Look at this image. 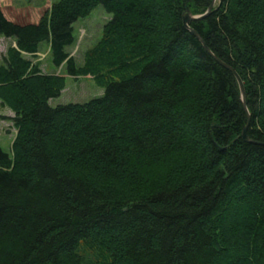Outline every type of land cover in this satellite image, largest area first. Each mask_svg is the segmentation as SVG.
Listing matches in <instances>:
<instances>
[{"label":"trees","instance_id":"1","mask_svg":"<svg viewBox=\"0 0 264 264\" xmlns=\"http://www.w3.org/2000/svg\"><path fill=\"white\" fill-rule=\"evenodd\" d=\"M58 0L37 22L0 7V264H264V0ZM111 15L78 67L73 23ZM46 40L52 63L33 61ZM104 89L51 106L65 77Z\"/></svg>","mask_w":264,"mask_h":264},{"label":"rangeland","instance_id":"2","mask_svg":"<svg viewBox=\"0 0 264 264\" xmlns=\"http://www.w3.org/2000/svg\"><path fill=\"white\" fill-rule=\"evenodd\" d=\"M58 0H0V7L5 16L17 24L34 23L39 20L51 3ZM111 15L99 5L86 17L73 23L74 41L66 47V51L74 58L78 67L84 64L85 52L93 47L102 36V28ZM13 40L0 35V61L6 49ZM38 54L33 61L38 63L39 70L49 73H64V67H55L51 60L49 45L46 40L39 44ZM104 89L95 84L90 75H80L77 78L65 77V88L59 96L49 100L51 106L67 103H83L94 97L102 96ZM13 112L0 105V147L6 153H11V142L15 128L10 117Z\"/></svg>","mask_w":264,"mask_h":264},{"label":"water","instance_id":"3","mask_svg":"<svg viewBox=\"0 0 264 264\" xmlns=\"http://www.w3.org/2000/svg\"><path fill=\"white\" fill-rule=\"evenodd\" d=\"M214 1L215 0H212L211 4L208 6L207 10L205 13L203 14H200V15H192L188 10L187 12L184 14L183 16V23L184 25L188 28V30L202 43L203 47L205 48V50L210 54L212 55V57L218 61V63H220L222 66H224L226 69H228L233 75L234 77L236 78V81L238 83V86H239V91H240V98H241V101H242V106L244 108V110L246 111L247 113V122L245 124V126L243 127L242 129V132H241V136H242V139L244 141H247V142H254V143H257V141H254L252 139H250L247 135V128H248V125H249V113H248V110H247V107H246V103H245V92H244V86H243V82L241 80V78L239 77V75L237 74V72L235 71L234 68H232L231 66L225 64L224 62H222L221 60H219L216 56H214L211 51L209 50V48L206 46L204 40L202 39V37L192 28H190L188 26V23L191 21V20H195V19H200V18H203L205 17L211 10L213 4H214ZM264 144V143H262Z\"/></svg>","mask_w":264,"mask_h":264},{"label":"crops","instance_id":"4","mask_svg":"<svg viewBox=\"0 0 264 264\" xmlns=\"http://www.w3.org/2000/svg\"><path fill=\"white\" fill-rule=\"evenodd\" d=\"M37 54H38V52H37Z\"/></svg>","mask_w":264,"mask_h":264}]
</instances>
